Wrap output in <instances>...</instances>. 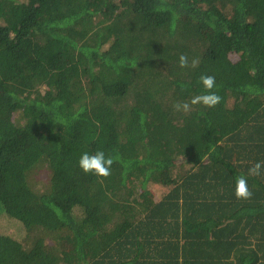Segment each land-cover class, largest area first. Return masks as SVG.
<instances>
[{
    "label": "trees",
    "instance_id": "1",
    "mask_svg": "<svg viewBox=\"0 0 264 264\" xmlns=\"http://www.w3.org/2000/svg\"><path fill=\"white\" fill-rule=\"evenodd\" d=\"M0 220V264H264V0H0Z\"/></svg>",
    "mask_w": 264,
    "mask_h": 264
},
{
    "label": "rangeland",
    "instance_id": "2",
    "mask_svg": "<svg viewBox=\"0 0 264 264\" xmlns=\"http://www.w3.org/2000/svg\"><path fill=\"white\" fill-rule=\"evenodd\" d=\"M154 189L156 190L157 194L162 192V187H160L159 185H154ZM1 232H5V233L13 232L19 237H24V233L22 234V232L20 231L18 227L16 226L10 227V225L5 220H0V233Z\"/></svg>",
    "mask_w": 264,
    "mask_h": 264
}]
</instances>
